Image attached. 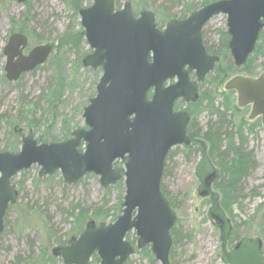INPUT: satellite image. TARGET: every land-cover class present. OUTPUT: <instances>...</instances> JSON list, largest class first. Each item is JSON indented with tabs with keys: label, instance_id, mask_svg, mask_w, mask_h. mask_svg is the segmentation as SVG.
<instances>
[{
	"label": "water",
	"instance_id": "95a60500",
	"mask_svg": "<svg viewBox=\"0 0 264 264\" xmlns=\"http://www.w3.org/2000/svg\"><path fill=\"white\" fill-rule=\"evenodd\" d=\"M25 4L27 0H17ZM227 16L229 51L237 68L246 66L264 30V0H220L192 13L186 20H172L164 30L156 24L153 12L136 17L126 2L117 10L115 0H93L80 11L81 26L92 53L83 64L102 68L96 96L85 108L87 129L76 130L61 143H38L32 132L21 137L18 153H0V236L5 217L17 203L19 192L12 179L22 171L39 166L40 177L60 171L64 182L77 184L88 174L100 178L107 189L124 179L126 194L122 214L110 224L90 222L79 237L53 251L63 264H125L136 249L126 240L134 231L136 248L151 246L161 264H170L171 235L177 216L162 193L161 183L170 151L190 146L187 133L188 112H175L176 101H198V83L205 81L219 61L206 55L201 31L213 18ZM29 38L13 33L3 49L6 79L17 82L49 60L51 44L30 50ZM188 67V70L185 68ZM196 72L197 82L189 79ZM175 81L174 84H169ZM229 90L238 93L241 107L252 106L251 118H260L264 127V74L258 79L237 78ZM153 91V96L148 97ZM85 145L84 151L80 147ZM201 159L195 168L198 195L210 197V215L220 223L221 260L224 264H264L260 238H243L228 250L232 223L221 208L213 184L218 170L209 158L206 143H201ZM124 162V172L115 167Z\"/></svg>",
	"mask_w": 264,
	"mask_h": 264
},
{
	"label": "rangeland",
	"instance_id": "374dc122",
	"mask_svg": "<svg viewBox=\"0 0 264 264\" xmlns=\"http://www.w3.org/2000/svg\"><path fill=\"white\" fill-rule=\"evenodd\" d=\"M72 1L27 0L19 4L17 0H0V153L21 150V137L16 129L22 130L24 136L32 132L37 142L44 138L46 144L64 142L67 129L71 132L87 129L84 109L97 94L102 69L83 66L84 58L92 49L86 39H77L83 28L81 19L71 8ZM80 1L83 9L93 4V0ZM217 1L220 0H118L117 10L129 2L136 17L144 11L153 12L158 27L164 29L170 20L188 18L191 13ZM21 28L34 36L32 40L28 37L30 48L51 44L54 52L42 69L25 75L16 83H7L6 59L2 52L12 30L18 32ZM227 30L225 15L210 22L208 43L220 62L200 84V98L196 103L199 106L193 108L192 104L188 107L184 104L178 107L190 113L200 107L201 111L191 119L196 128L190 130L191 135L197 128L200 132L195 139L190 138L195 143L190 145L192 154L187 155L182 146L176 147L170 152L174 157H168L165 164L161 185L177 216L173 230H178L181 236L175 245L172 234L170 264H224L220 223L210 215V197L198 195L199 180L195 174L202 142L209 151L204 136L222 128L220 123L225 124L221 129L223 135L228 133L233 137L234 148H242L254 162V167L241 182L243 192L232 207L233 218L227 215L236 237L233 242L229 241L228 250L243 238H260L264 250V127L260 118H251L252 106L241 107L238 94L228 91L229 84L237 78L256 80L264 74V30L256 45L262 49L248 59L249 71L244 70L247 65L237 68L230 51L225 49ZM62 41L63 47L58 48ZM205 96L213 99L212 105L207 99L201 103ZM19 143L20 148L16 147ZM229 143L225 136L222 149H227ZM211 161L221 178L217 166L219 157ZM117 167L123 169L124 163L119 162ZM40 170L39 166H33L12 179L19 198L5 217V230L0 237V264H63L61 258L53 256V251L67 246L71 237L79 236L74 232L79 208L88 210L86 222L92 221L96 226L114 223L122 214L124 179L104 189L100 178L94 174L68 185L60 171L41 178ZM213 189L217 192L214 184ZM126 240L136 253L125 264H161L152 254L151 246L144 248L151 258L144 255V249L137 250L136 232L128 233ZM91 264L94 263L91 261Z\"/></svg>",
	"mask_w": 264,
	"mask_h": 264
},
{
	"label": "trees",
	"instance_id": "16d2710c",
	"mask_svg": "<svg viewBox=\"0 0 264 264\" xmlns=\"http://www.w3.org/2000/svg\"><path fill=\"white\" fill-rule=\"evenodd\" d=\"M115 1H116V7H117L118 6V0H115ZM131 1H134V0H131ZM72 5L73 6H71V8L75 11L76 17L78 16L80 18V11L83 9V8H81V6L83 5V2H81L80 0H73L72 1ZM163 15H166L165 11H164ZM13 33H21V34H24V35L26 34L27 37L31 38L30 40H32V38H34L33 34L27 32L26 29H24V28L19 29L18 32H15L14 30H12L11 34H13ZM225 37H226L227 40H229V36H228L227 33L225 34ZM77 39L84 41L85 34H84L83 30H80L78 32ZM63 44H64V42L62 41L61 44L58 46V48L63 47ZM225 49L228 50V47L225 46ZM261 49H262V47L258 46L256 50L258 52H260ZM252 60L253 59L250 60V63H252L251 62ZM249 66H250V64L247 65V67H245L244 70H246V71L251 70ZM42 68H43V66H40L36 70H39V69H42ZM218 69H220V68H218ZM25 75H28V74H23L20 79H22ZM7 83H9V82H7ZM228 91L235 92L234 90H228ZM206 99L212 105L213 99L212 98H208L206 96H205V98H203L201 100V103H203ZM196 106H199V104L198 105L195 104L193 106V108L196 107ZM226 108L229 109L230 107L227 105ZM200 111H201L200 107H197L195 112L191 111V116L192 115L193 116L196 115ZM1 118L3 119L4 116L1 117ZM193 121L190 123V126L188 128V135L190 136L191 139L192 138L195 139L197 137V135L199 134V132H200V130L197 128L196 129V133L195 134L192 133V135H191V131L194 130V128H196V126H195ZM220 125H222V128H223V126L225 124L220 123ZM222 128L219 127L217 130H212V131L208 132L204 136V140H206V142L209 144V146H208V149H209L208 154H209L210 160L213 157L214 158H216V156L219 157V161L217 162V166L220 169L221 178H219V170L217 169L218 170V176L215 179L214 186H215V188L217 190V193L220 196L221 208L224 210V212L228 216H231L233 218L232 207L234 205H236L235 203H237L239 201L238 199H241V195H242V192H243V189L241 188V182H242V180L244 178H246L248 172L254 167V162L250 158L249 155L243 153L242 148H234V145L232 144V138L233 137L230 134H228V133L223 135V132H221ZM72 133L73 132H71V129L65 130L64 131L65 136H64L63 141L64 142H65V140L68 141L69 140L68 138L72 137ZM225 136H226V139H228L230 141V143H229V146H228L227 149H222V143H223V139L225 138ZM38 142H40V144H41V143H44L45 140H44V138H41L40 141H38ZM194 144H192V145H194ZM19 146H20V143L16 147H19ZM83 150H84V145H82L80 147V151H83ZM184 150L187 152V155L192 154V148H190V146L189 147H184ZM18 151H19V149H18ZM198 151L199 150L197 149L195 151V153H198ZM229 153L232 154V155L229 156ZM168 157L173 158L174 154L170 155V153H169ZM115 166L116 167L119 166V162H117L115 164ZM119 169H120L121 172H124V169H122V168H119ZM220 180H222V182ZM120 182H122V181H120ZM118 186L122 187V185H120V184ZM161 190H162V193L164 194V190H163L162 186H161ZM164 195H166V194H164ZM79 209H80V211H79L78 215L75 216L76 217L75 222L77 224V227L74 229V232L77 235H81L84 232L86 226L91 222V221L86 222L87 221V216H88V210L81 209V208H79ZM243 223L247 224V222H243ZM263 226H264V222H263ZM235 227H237V226L235 225ZM232 232H233V230H232ZM171 234H173L175 245H177L178 242L181 240V236H180L178 230H173ZM234 240H236V237H235L234 233L233 234L231 233L229 241L233 242ZM143 253H145L144 255L146 257L151 258L150 253H149V251L147 249H144ZM263 253H264V250H263ZM92 262L94 264H98V263H100V259L95 255L93 257Z\"/></svg>",
	"mask_w": 264,
	"mask_h": 264
},
{
	"label": "flooded vegetation",
	"instance_id": "af4514ba",
	"mask_svg": "<svg viewBox=\"0 0 264 264\" xmlns=\"http://www.w3.org/2000/svg\"><path fill=\"white\" fill-rule=\"evenodd\" d=\"M187 18H184V19H179V20H177V21H179V22H181V21H184V20H186ZM214 19V18H213ZM212 19V20H213ZM211 20V21H212ZM172 20H170V22H171ZM211 21H209L206 25H204L203 26V28H202V31H201V36H202V43H203V46H204V48H205V52H206V55L207 56H209V57H213V56H215V57H218L219 58V61H218V63L220 62V57L219 56H217V55H214V53H213V51L211 50V47L209 46V43H208V28H209V24H210V22ZM169 22V23H170ZM167 26V25H166ZM165 26V27H166ZM161 30H163V29H161ZM227 34H228V30H227ZM229 36V35H228ZM260 38V37H259ZM230 36H229V40H228V45H229V42H230ZM228 45H227V47H228ZM256 49H257V47H256ZM228 50H229V47H228ZM217 63V64H218ZM216 64V65H217ZM185 70H188V67H186L185 68ZM208 76V75H207ZM206 76V77H207ZM189 79L192 81V82H197V76H196V72H190L189 73ZM205 80H206V78H205ZM205 82V81H204ZM170 83H175V81H171ZM169 83V84H170ZM203 83V82H202ZM200 84L201 83H198V86H199V89H198V101H199V98H200ZM152 96H153V91H151V92H149V95H148V97L151 99L152 98ZM197 101V102H198ZM197 102H195V103H191L192 104V106H194ZM185 104V105H184ZM194 104V105H193ZM186 106V107H188L190 104H188V103H185L183 100H179V101H176L175 102V105H174V111L175 112H187L186 110H179L178 109V107L179 106ZM189 113V115H190V118L192 119V116H191V113L190 112H188ZM191 119H190V123H191ZM190 123H189V126H190ZM189 126H188V128H189ZM192 144H193V142H192ZM123 163V162H122ZM123 173V172H122ZM92 222V221H91Z\"/></svg>",
	"mask_w": 264,
	"mask_h": 264
}]
</instances>
